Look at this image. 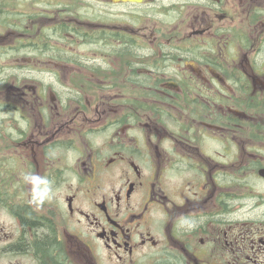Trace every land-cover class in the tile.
<instances>
[{
    "label": "flooded vegetation",
    "instance_id": "1",
    "mask_svg": "<svg viewBox=\"0 0 264 264\" xmlns=\"http://www.w3.org/2000/svg\"><path fill=\"white\" fill-rule=\"evenodd\" d=\"M0 264H264V0H0Z\"/></svg>",
    "mask_w": 264,
    "mask_h": 264
}]
</instances>
